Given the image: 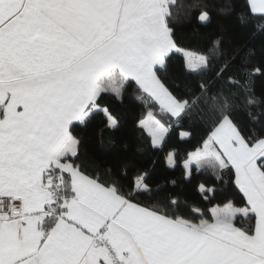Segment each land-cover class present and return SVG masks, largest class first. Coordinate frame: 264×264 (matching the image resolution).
Segmentation results:
<instances>
[{
    "label": "snow or ice",
    "instance_id": "6c2138e0",
    "mask_svg": "<svg viewBox=\"0 0 264 264\" xmlns=\"http://www.w3.org/2000/svg\"><path fill=\"white\" fill-rule=\"evenodd\" d=\"M261 77L264 0H0V264H264Z\"/></svg>",
    "mask_w": 264,
    "mask_h": 264
},
{
    "label": "trees",
    "instance_id": "16d2710c",
    "mask_svg": "<svg viewBox=\"0 0 264 264\" xmlns=\"http://www.w3.org/2000/svg\"><path fill=\"white\" fill-rule=\"evenodd\" d=\"M219 25H223L224 27H227L231 29L232 23L226 19H223L221 17H217L215 14H213L212 23L207 26V28H199L197 29L195 25L186 26L183 30V35L185 39L195 43L201 38V33H210L214 31ZM259 45V41H257V46ZM255 90L257 94H264V77L258 78L255 82ZM125 134V130L122 129L120 132L113 134L106 133L103 136V143H98L95 138L92 139V141L89 144V148L91 151H93L97 156L100 158H108L113 155V153L116 151L118 141L119 139ZM170 143L174 144L176 143V140L173 139L170 141ZM143 159H147V157H144ZM159 175L156 177L157 179H160L161 182H163V177L168 178H175L178 181L179 187L176 189L177 191H180L181 188H183V181L181 179L180 175V169L177 168L175 171H168L165 172L162 168L158 170ZM167 190H172L170 187H167Z\"/></svg>",
    "mask_w": 264,
    "mask_h": 264
}]
</instances>
